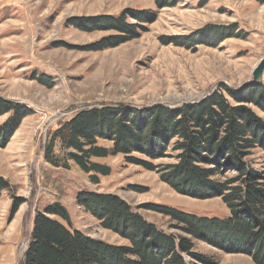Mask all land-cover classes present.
Listing matches in <instances>:
<instances>
[{
	"label": "rangeland",
	"instance_id": "374dc122",
	"mask_svg": "<svg viewBox=\"0 0 264 264\" xmlns=\"http://www.w3.org/2000/svg\"><path fill=\"white\" fill-rule=\"evenodd\" d=\"M133 14L154 21L143 23ZM122 15L138 37L114 46L118 36L128 34L98 27L96 19ZM220 28L234 35L215 37ZM99 46L103 49L93 50ZM263 58L264 0H179L162 7L155 0H0V95L33 111L0 147V176L12 188L0 196V264L21 263L34 217L54 203L67 209L72 230L130 245L78 204L77 196L86 191L117 195L157 229L177 236L183 235L178 222L148 205L228 218L221 197L184 195L163 181L165 166L178 162L174 141L157 160L132 154L150 160L157 166L154 171L128 163L123 154L94 158L110 167L108 176L99 175V183L73 161L67 160L70 167L65 168L69 150L59 141L54 155L60 166L45 162L44 148L60 124L88 107H175L200 101L222 85L246 90L253 81L264 82V72L254 73ZM246 105L264 120V111ZM10 118L11 113L0 116V126ZM98 144L113 146L105 139ZM248 160L261 168L264 152L253 149ZM235 174L228 170L214 179L223 182ZM16 200L21 204L13 213ZM192 244L194 254L213 264H257L247 253L221 248L211 238L192 239ZM185 259L206 264L189 255Z\"/></svg>",
	"mask_w": 264,
	"mask_h": 264
},
{
	"label": "trees",
	"instance_id": "16d2710c",
	"mask_svg": "<svg viewBox=\"0 0 264 264\" xmlns=\"http://www.w3.org/2000/svg\"><path fill=\"white\" fill-rule=\"evenodd\" d=\"M155 1L162 7L175 5L179 0ZM133 15L143 23L154 21L153 17ZM96 20L98 27L128 34L118 36L114 46L138 37L135 27L123 15ZM228 30L217 29L214 36H233ZM101 49L99 46L93 50ZM247 103L264 111L263 81L251 83L241 91L222 85L200 101L175 107H88L60 124L44 148V160L51 166H60V159L54 155L59 141L63 149L69 150L65 168L70 167L67 160L73 161L91 174L94 183H99V175L108 176L110 167L93 161L94 158L123 154L128 163L154 171L157 166L151 161L165 157L174 141L178 162L165 166L163 181L184 195L200 199L221 197L230 215L220 220L163 205H148L146 209L178 222L185 236H177L157 229L117 195L86 191L77 196L78 204L130 245H113L72 230L67 209L54 203L34 217L20 264H188L186 255L213 264L192 252V239L210 238L221 248L241 250L257 264H264V166L256 168L248 160L253 149L264 152V120ZM7 113H11V118L0 126V147L8 144L22 120L33 111L0 95V116ZM98 139L112 141V148L99 145ZM136 152L151 161L132 156ZM228 170L236 172L235 176L223 182L214 179ZM8 187L11 188L0 176V196ZM20 204L14 202L13 213Z\"/></svg>",
	"mask_w": 264,
	"mask_h": 264
},
{
	"label": "water",
	"instance_id": "95a60500",
	"mask_svg": "<svg viewBox=\"0 0 264 264\" xmlns=\"http://www.w3.org/2000/svg\"><path fill=\"white\" fill-rule=\"evenodd\" d=\"M263 72H264V58L259 62V64L257 65V67L254 70V73L255 74H259V73H262L263 74ZM262 74H261V76H262ZM258 81L259 80L253 81V83H256Z\"/></svg>",
	"mask_w": 264,
	"mask_h": 264
}]
</instances>
